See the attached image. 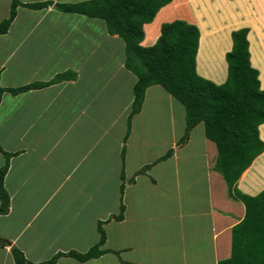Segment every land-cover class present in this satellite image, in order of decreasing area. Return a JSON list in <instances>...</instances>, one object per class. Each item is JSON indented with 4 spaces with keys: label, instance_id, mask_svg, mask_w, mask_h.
Wrapping results in <instances>:
<instances>
[{
    "label": "crops",
    "instance_id": "0c3cea01",
    "mask_svg": "<svg viewBox=\"0 0 264 264\" xmlns=\"http://www.w3.org/2000/svg\"><path fill=\"white\" fill-rule=\"evenodd\" d=\"M243 1L250 13V0ZM9 3L0 20L7 16ZM253 3L254 20L244 15L247 22L217 30L232 25L248 27L249 34L255 30L261 59L257 65L252 62L248 34L251 62L264 89V0ZM176 17L145 23L141 44H154L161 23ZM231 31L229 48L217 66L220 78L198 72V44L196 71L216 84L227 77ZM124 58L123 40L109 34L103 20L51 6H19L7 32L0 34L1 86L48 81L68 69L76 73L75 79L2 93L0 145L13 155L3 179L9 206L0 214V238L8 244L0 246V264H15L11 245L33 262L57 252H85L99 239L100 220L106 234L101 248L112 251L84 262L61 256L56 264H217L229 257L231 228L243 218L244 204L229 195L224 178L213 169L214 142L205 137L202 123L190 131L186 143L179 142L184 109L160 85L146 89L125 139L136 77L124 66ZM263 126L259 136L264 141ZM169 149L168 158L154 162ZM150 163L144 173H136ZM122 167L125 210L123 219L115 220L110 216L119 212ZM236 186L248 195L264 189V150Z\"/></svg>",
    "mask_w": 264,
    "mask_h": 264
},
{
    "label": "trees",
    "instance_id": "16d2710c",
    "mask_svg": "<svg viewBox=\"0 0 264 264\" xmlns=\"http://www.w3.org/2000/svg\"><path fill=\"white\" fill-rule=\"evenodd\" d=\"M171 1L79 0L53 2L45 0L23 3L20 0H10L8 14L0 20V34L7 32L19 6L31 9L51 6L64 13L81 14L103 20L106 31L123 40L124 66L136 77L132 87L133 100L127 116L125 139L130 131L132 116L140 111L146 89L151 85L162 86L184 109V132L179 142L186 143L190 131L202 123L205 137L214 142L217 150L213 169L224 178L229 195L244 204L243 218L231 228L230 255L218 260L217 264H264V189L256 195H248L241 192L236 186L241 173L264 150V141L259 136V125L264 123V89L260 88L261 80L258 69L252 66V62L257 65L261 59L257 34L254 29L249 34L248 27L239 28L238 25H234L229 30L230 32L232 29L239 28L231 33L233 45L225 55L228 64L227 77L223 83L216 84L196 71L198 44L200 53L202 41L211 35L204 33L191 0H180L179 2L175 0L167 9L158 11ZM177 15L185 16L198 24L200 32L195 24L183 19H174L161 23L160 34L154 44L150 46L141 44L145 23H150L154 17H156L154 19V24H156L162 19ZM248 34L252 44V62ZM75 77L76 73L68 69L57 73L48 81H36L19 87L0 85V99L4 91L16 94L61 80L75 79ZM261 130L264 133V126ZM124 151L125 147L123 146L122 162L124 161ZM172 151V149L167 150L154 162L168 158ZM0 153L4 156V163L0 166V214H4L8 211L9 195L4 187L3 179L13 153L5 151L1 145ZM151 165L152 163L144 165L136 173H144ZM120 178L122 182L119 186L121 196L119 212L110 216L115 220L123 219L125 210L122 201L125 186L123 167ZM102 223L101 220L97 222L98 241L85 252L75 250L57 252L47 260L33 262L25 258L18 247L11 245L10 252L14 263L56 264L57 259L61 256H69L84 262L112 251L101 248L106 240ZM7 244L6 240L0 238V246ZM113 252L118 254L117 251Z\"/></svg>",
    "mask_w": 264,
    "mask_h": 264
},
{
    "label": "rangeland",
    "instance_id": "374dc122",
    "mask_svg": "<svg viewBox=\"0 0 264 264\" xmlns=\"http://www.w3.org/2000/svg\"><path fill=\"white\" fill-rule=\"evenodd\" d=\"M179 1L180 0H177V2ZM193 1L195 4L196 14L200 20L203 29L210 31L211 33L214 32L213 34H209L211 36L207 38L205 41H202L201 43V49L198 56V70L201 74L209 75L211 78H215V77L220 78V76L218 75L219 70L217 66H219L220 64L222 53L229 48L228 34H229V30L233 27V25L220 31H218L217 28L222 27L225 24H231V23L239 24V23L247 22V18L244 21L245 18L242 17L244 15L247 16L248 18L250 16L251 19L254 20V17L256 16L254 14L253 0L252 1L250 0L249 1L250 4H248L250 5V13L246 11V6L243 0L242 1L241 0H193ZM171 2H173V0ZM5 4H6V0H0V16L3 15V12L5 10ZM179 17L180 18H178L177 15L176 18L183 19L186 21L190 20L182 15H180ZM189 22L192 23L193 21L190 20ZM252 24L253 23H251L250 25L252 26ZM242 27L243 26H239V28ZM233 31L234 30H232L231 33Z\"/></svg>",
    "mask_w": 264,
    "mask_h": 264
}]
</instances>
